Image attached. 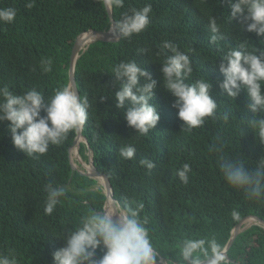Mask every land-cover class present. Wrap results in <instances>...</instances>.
Segmentation results:
<instances>
[{
    "label": "trees",
    "instance_id": "16d2710c",
    "mask_svg": "<svg viewBox=\"0 0 264 264\" xmlns=\"http://www.w3.org/2000/svg\"><path fill=\"white\" fill-rule=\"evenodd\" d=\"M0 0V7H15L12 24H0V87L16 93L36 88L45 96L68 84V63L76 38L88 31H107L110 24L101 0ZM151 3L153 12L148 29L131 39L116 42L96 41L80 54L74 79L81 96L90 102L89 120L82 136L92 152L96 170L106 175L113 199L132 207L142 204L140 215L148 221L151 240L166 263L177 260L185 238H212L225 247L234 226L254 216L264 221V202L249 201L231 188L216 165V154L208 152L215 143L235 156L238 153L255 165L264 156L261 143L244 121L250 118L246 93L229 101L219 96L217 81L219 58L244 39L260 47L254 34L241 31L238 21H230L226 0H124L123 8L112 9L116 23L122 12ZM217 17L223 39L219 46L208 37V18ZM164 40L177 44L192 59L193 79L204 76L212 83V95L223 111L230 113L228 123L210 120L191 133L181 132L182 121L171 105L174 98L163 88L162 58L156 53ZM148 49L138 54V49ZM42 57L53 59V71L39 68ZM135 59L157 80L154 103L160 121L147 136L138 137L130 129L123 112L115 106L110 69L120 61ZM143 83V81H141ZM101 96L104 97L101 100ZM43 115V113H42ZM75 133L60 146H50L43 156L28 157L17 150L8 132V122H0V254H11L18 264H53V253L64 246L65 230H74L81 216L90 209H103L102 188L97 181L72 171L69 150ZM135 144L136 158L125 161L118 149ZM86 148L79 155L86 160ZM155 162L151 171L139 165V159ZM189 164L187 184L177 170ZM67 188L66 198L52 215L44 213V186ZM87 200L85 206L81 201ZM236 211L238 217H233ZM66 235V232H65ZM102 255L98 250L97 258ZM231 264H264V229L252 225L238 234L227 251Z\"/></svg>",
    "mask_w": 264,
    "mask_h": 264
},
{
    "label": "clouds",
    "instance_id": "9594fccd",
    "mask_svg": "<svg viewBox=\"0 0 264 264\" xmlns=\"http://www.w3.org/2000/svg\"><path fill=\"white\" fill-rule=\"evenodd\" d=\"M34 3L35 0H26L25 7L31 9ZM101 3L109 11L124 7V0H101ZM226 3L230 8L229 20L238 21L241 31L254 34L260 47L244 39L219 58L218 69L223 79L217 81L218 95L232 101L241 91L246 93L251 116L244 123L264 143V0H226ZM152 12L151 3L132 7L121 13L112 31L123 39L138 36L150 26ZM16 16L15 7H0V24H12ZM208 29L211 44L219 46L223 37L219 35L221 25L217 17L208 18ZM137 51L142 55L148 49ZM156 55L162 58L163 88L174 98L171 107L177 110L178 119L182 121L181 132L191 133L218 118L228 123L230 113L223 111L213 98L212 83L202 75L193 79L192 59L186 52L174 42L164 40ZM53 64L52 58L42 57L39 68L45 74L50 73ZM110 72L113 86L119 88L114 93L116 108L123 112L127 126L135 135L147 136L161 119L157 105L151 103L157 80L135 59L120 61ZM90 107L88 97L81 96L71 83L56 88L47 97L36 88L16 93L7 86L0 87V122H8L14 147L28 157L43 156L50 146L62 145L69 134L83 131ZM207 150L216 154V165L231 188L242 192L249 201L264 202V156L250 167L242 155L233 156L222 145L211 143ZM136 155L133 143L118 149L119 158L125 161L134 160ZM138 162L149 171L155 168V162L148 158ZM190 172L191 167L186 163L176 174L187 184ZM44 191V213L52 215L66 198L67 188L47 183ZM81 202L88 204L87 200ZM142 208V204L132 207L128 202H114L111 208L90 209L80 217L74 230H65L64 246L53 253V264H160V251L151 240L148 221L140 215ZM232 215L238 217L235 210ZM98 250L102 252L99 258ZM178 255L183 264H231L226 249L215 237L185 238ZM0 264H18V261L14 255L0 254ZM167 264L178 262L174 259Z\"/></svg>",
    "mask_w": 264,
    "mask_h": 264
},
{
    "label": "water",
    "instance_id": "95a60500",
    "mask_svg": "<svg viewBox=\"0 0 264 264\" xmlns=\"http://www.w3.org/2000/svg\"><path fill=\"white\" fill-rule=\"evenodd\" d=\"M106 14L108 16V20H109V28L107 31H102V32H96V31H88L86 33H83L81 35H79L74 44L73 47L71 49V53H70V57H69V63H68V84L71 83L76 89V83H75V79H74V68H75V63L77 61V59L79 58L80 54L83 53L86 48L91 44L94 43L96 41H101V42H116L119 40V36L116 35L113 31V25L115 24V22L113 21L112 18V11L105 9ZM82 139V142L79 140ZM82 144L85 146L86 148V163H84L83 166V162L81 161V157L79 155V145ZM76 146V162L77 165L81 164L83 171H80L77 169V165L73 163L72 161V157H71V149L73 147ZM69 163H70V167L72 171H76L78 172L80 175L85 176L89 179H93V180H101V188H102V192L105 196V201H104V205H103V209L104 208H108L109 202L111 201L112 204L114 202H116L113 199V192L111 189V185L108 181V178L106 177V175L99 173L96 168L94 167L93 161H92V152L91 149L88 146L87 140L82 136L81 132L75 133V139L73 141L72 147L69 150ZM86 164V167H85ZM246 220H253L254 223L253 225H257L260 226L264 229V221H262L261 219L254 217V216H249V217H245L243 218L236 226H234V228L231 231L230 234V238L227 242V244L225 245V249H226V253L227 251L230 249L231 245L233 244L236 236L240 233H242L243 231L247 230L248 228L251 227V225H246L242 227L243 222H245ZM160 264H167L163 259L160 258Z\"/></svg>",
    "mask_w": 264,
    "mask_h": 264
},
{
    "label": "bare ground",
    "instance_id": "6f19581e",
    "mask_svg": "<svg viewBox=\"0 0 264 264\" xmlns=\"http://www.w3.org/2000/svg\"><path fill=\"white\" fill-rule=\"evenodd\" d=\"M81 142H82V139H79ZM76 146L75 147H73L72 149H71V157H72V159H74L75 158V156H76ZM83 164V166H84V163H82ZM85 167H86V164H85ZM97 182L101 185V180H97ZM111 206H112V202L110 201L109 202V205H108V208H111ZM253 223H254V221L253 220H246L245 222H243V224H242V227L243 226H248V225H253Z\"/></svg>",
    "mask_w": 264,
    "mask_h": 264
},
{
    "label": "rangeland",
    "instance_id": "374dc122",
    "mask_svg": "<svg viewBox=\"0 0 264 264\" xmlns=\"http://www.w3.org/2000/svg\"><path fill=\"white\" fill-rule=\"evenodd\" d=\"M72 161H73V163L75 164L76 163V165H77V162H76V159L74 158V159H72ZM83 163H86V160L84 161V160H81ZM77 169L78 170H80V171H83V169H82V166H81V164L79 165H77ZM101 188V185L97 182V186L96 187H94L93 189H97V188ZM252 226V225H251Z\"/></svg>",
    "mask_w": 264,
    "mask_h": 264
}]
</instances>
